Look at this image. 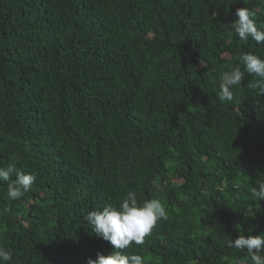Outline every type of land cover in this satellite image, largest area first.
Returning <instances> with one entry per match:
<instances>
[{"label": "trees", "instance_id": "1", "mask_svg": "<svg viewBox=\"0 0 264 264\" xmlns=\"http://www.w3.org/2000/svg\"><path fill=\"white\" fill-rule=\"evenodd\" d=\"M264 0H0V167L35 175L7 197L0 246L10 264H87L113 247L84 216L160 199L145 264H236L227 247L264 234V96L245 72L232 101L220 75L264 43L230 27ZM243 70V66L241 65ZM15 179V177H13Z\"/></svg>", "mask_w": 264, "mask_h": 264}, {"label": "clouds", "instance_id": "2", "mask_svg": "<svg viewBox=\"0 0 264 264\" xmlns=\"http://www.w3.org/2000/svg\"><path fill=\"white\" fill-rule=\"evenodd\" d=\"M255 15L249 8H239L235 12L238 19L230 27L241 41L251 38L261 44L264 43V31L257 27ZM245 72L254 77L250 87L258 89V94L264 96V59L248 52L239 57V63L230 71L221 73L219 101L233 100V89L241 85ZM0 182L7 184V197L15 201L32 190L36 177L9 163L7 167H0ZM251 197L256 201L264 200V181L251 188ZM83 219L98 238L108 242L114 249L107 256L97 253V258H89L87 264H145L142 255L124 254L121 250L129 249L133 244L143 245L145 237L151 234L158 221L167 219V211L160 199L138 202L136 193L129 191L119 206L108 205L102 210L89 211ZM227 247L247 253L236 264H264V234L247 237L241 234L235 240L229 239ZM11 261V251L0 246V264H10Z\"/></svg>", "mask_w": 264, "mask_h": 264}]
</instances>
